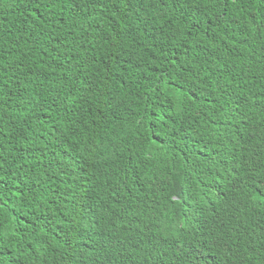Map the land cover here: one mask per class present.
I'll list each match as a JSON object with an SVG mask.
<instances>
[{
	"label": "trees",
	"instance_id": "trees-1",
	"mask_svg": "<svg viewBox=\"0 0 264 264\" xmlns=\"http://www.w3.org/2000/svg\"><path fill=\"white\" fill-rule=\"evenodd\" d=\"M0 264H264V0H0Z\"/></svg>",
	"mask_w": 264,
	"mask_h": 264
}]
</instances>
